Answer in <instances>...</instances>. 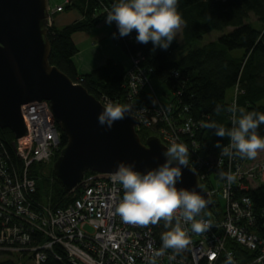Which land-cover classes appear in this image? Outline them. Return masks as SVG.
<instances>
[{
  "label": "built area",
  "instance_id": "built-area-1",
  "mask_svg": "<svg viewBox=\"0 0 264 264\" xmlns=\"http://www.w3.org/2000/svg\"><path fill=\"white\" fill-rule=\"evenodd\" d=\"M67 3L69 0H65ZM63 10L62 5L52 11L49 26L53 14ZM142 59L140 54L131 56L125 72V104L132 106L138 127L152 128L167 147L173 143L187 146L189 163L199 179L205 180L209 172L216 176L220 189L208 188L207 192L212 198L221 195L225 202L221 214L213 211L215 206L195 218L210 222L208 231L197 234L191 231L190 224H182L189 245L179 253L165 250L157 264H226L229 254L234 264H264V211L254 210L248 194L264 184V151L252 160L235 154L225 156L221 151L216 156L199 155L200 144L195 139L199 125L184 111H175L171 97L178 93H160L153 86L148 71L141 66ZM236 90L231 106L238 107V87ZM142 92L153 97L155 105L137 104L136 98ZM101 101L105 106L120 104L105 97ZM184 110L189 112L187 107ZM21 114L27 134L15 141L16 153L23 160L20 177L11 174L0 153V261L43 264L48 254L55 255V249L60 247L71 264H129V256L134 264H146L151 252L161 248L155 228L162 220L147 226L123 222L115 212L123 189L113 182V174L86 172L73 189L78 188L79 196L66 206H53L38 198L32 168L51 163L60 152L62 133L47 100L22 105ZM222 174L232 175L233 181L228 183ZM174 224L175 221L171 227ZM235 246L240 247V253Z\"/></svg>",
  "mask_w": 264,
  "mask_h": 264
},
{
  "label": "trees",
  "instance_id": "trees-1",
  "mask_svg": "<svg viewBox=\"0 0 264 264\" xmlns=\"http://www.w3.org/2000/svg\"><path fill=\"white\" fill-rule=\"evenodd\" d=\"M241 1L239 4L235 0H179L178 12L182 18L184 44H181L175 35L167 50L154 49L151 42L137 43L135 30L126 37L113 38L129 57L141 55V66L148 71L151 81H159L162 90L178 93L171 97L175 111H184V115L192 117L199 125L195 139L200 144L198 151L202 157L219 154L221 149L216 147L217 142L224 147L230 143L227 136L218 137L214 129L203 127V124L210 122H215L226 130L232 127L231 114L228 111H215L217 105L223 106L224 109L231 106L232 98L227 99L229 90L238 87V108L244 109L245 112L264 113V0ZM118 2L119 0H69V3L64 5V10L57 15L76 11L80 18L62 27L51 24L48 37L52 45V65L57 66L75 83L83 85L96 98L105 97L124 105L127 102V91L126 70L123 65L109 59L89 73L80 74L73 61L79 52L73 34L94 30L106 20L107 13ZM251 14L256 18V22L251 21ZM116 32L118 29L114 22L111 36ZM212 32L217 34L215 39L203 43L205 37ZM155 88L159 90L158 87ZM153 99L142 92L136 98V103L150 105ZM185 107L189 108V112H185ZM257 133L264 136V124L260 125ZM139 135L142 139L143 135L157 136L152 131L146 132L144 128L139 130ZM15 141L13 132L0 126V153L6 159L11 174L18 178L23 160L16 153ZM66 144L67 138L62 133L60 152L49 164L56 162ZM38 165L41 164L33 166L32 175L37 182V196L42 199V183H48L39 173ZM207 175V178L201 181L202 186L205 189L217 188L219 184L216 182V176L211 172ZM52 181L53 187L46 192V196L47 202L53 206H66L79 196L78 188L67 191L56 178L54 171ZM248 194L252 198L254 210L258 213L264 211V184ZM215 204L218 206L213 211L217 210L216 214H221L223 208L219 211L220 201H215ZM170 228L171 225L165 227L163 220L160 227L155 228L160 247L161 234ZM55 250L56 256L48 254L43 264H71L60 247ZM167 250L175 252L172 249ZM234 250L240 253V247L235 246ZM0 264L10 262L0 261Z\"/></svg>",
  "mask_w": 264,
  "mask_h": 264
},
{
  "label": "water",
  "instance_id": "water-1",
  "mask_svg": "<svg viewBox=\"0 0 264 264\" xmlns=\"http://www.w3.org/2000/svg\"><path fill=\"white\" fill-rule=\"evenodd\" d=\"M49 9V0H0V126L9 128L16 139L25 136L21 106L49 101L67 138L53 165L56 178L67 191H73L88 171L114 174L120 162H134L138 171L146 172L164 163L167 146L156 136L143 142L136 130V117L127 115L106 131L98 122L105 107L101 99L51 64ZM190 166L195 172L184 168L177 187L196 188L209 201L204 210L211 209L212 198Z\"/></svg>",
  "mask_w": 264,
  "mask_h": 264
},
{
  "label": "clouds",
  "instance_id": "clouds-1",
  "mask_svg": "<svg viewBox=\"0 0 264 264\" xmlns=\"http://www.w3.org/2000/svg\"><path fill=\"white\" fill-rule=\"evenodd\" d=\"M179 0H119L106 15V23L115 22L118 32L113 38H122L136 32V42L152 43L153 48L167 50L174 41L176 32L181 26L182 18L178 12ZM152 103L155 105L156 100ZM228 111L231 114L230 129H225L215 122L203 124L204 128L214 129L218 137L229 138L228 147L217 142L216 147L221 154L244 159H255L258 152L264 151V136L257 133L264 124V113L245 112L244 109L232 105L227 109L217 105L215 111ZM239 114V115H238ZM132 115V106L107 104L98 116L99 124L110 131L117 121ZM165 162L146 172L136 169L134 162H120L112 176L114 183L123 189V197L115 212L125 223L147 226L163 220L165 227L175 224L170 230L161 234V248L154 250L146 258V264H157V258L167 249L179 253L190 243L188 233L182 224H190L194 233H204L212 225L210 222L197 221L207 206L206 201L196 188L191 190L178 188L183 177V169L191 168L189 150L182 143H173L163 152ZM191 170L195 172L192 168ZM222 179L231 183L232 175L222 174ZM129 264H134L131 256ZM226 264H234L229 254Z\"/></svg>",
  "mask_w": 264,
  "mask_h": 264
},
{
  "label": "crops",
  "instance_id": "crops-1",
  "mask_svg": "<svg viewBox=\"0 0 264 264\" xmlns=\"http://www.w3.org/2000/svg\"><path fill=\"white\" fill-rule=\"evenodd\" d=\"M79 18L80 16L76 11H66L57 15L55 24L62 27L71 24ZM90 34L92 35L79 36L76 38L77 42L74 41L79 52L75 55L73 61L80 74L89 73L105 64L109 59L118 61L125 70L130 66V57L116 44L111 35L104 40L101 36L94 35L93 30ZM81 45L83 48H81ZM98 45L101 49L97 48V51H92L91 46L95 47ZM157 87L161 88L158 85Z\"/></svg>",
  "mask_w": 264,
  "mask_h": 264
},
{
  "label": "rangeland",
  "instance_id": "rangeland-1",
  "mask_svg": "<svg viewBox=\"0 0 264 264\" xmlns=\"http://www.w3.org/2000/svg\"><path fill=\"white\" fill-rule=\"evenodd\" d=\"M49 2H50L49 17L51 15L52 11H54V9H56L57 6H59V5H63L64 6V4H65V0H49ZM56 15H57V13L56 14L54 13L53 16H52V19H53L52 24L55 23ZM251 21L252 22H256V18L252 14H251ZM181 25H182V23H181ZM113 28H114V22H113V24L109 25V24L106 23V20H104L102 23H100L98 26L95 27V29L93 30L94 33H95L94 35L101 36L104 40H106V39H108L110 37ZM181 28L182 27L180 26V28L176 32V36L178 37L179 42L181 44H184V37H183L182 29ZM90 32H92V31H89V32H77V33L73 34V36H72L73 37V40L76 41V38L79 37V36L83 37L84 35H92V34H90ZM216 35H217L216 32H212V33L208 34L205 37V39L203 40V43L205 41L207 42V41H210V40H214L215 37H216ZM91 47H92L91 48L92 51H97V48L99 50L101 49V47L99 45L98 46H95V47H93V46H91ZM81 48H83L82 45H81ZM238 52L239 51H237L236 53L239 55L240 53H238ZM152 82H153V84L156 87H157V85L158 86H161L160 82L157 81V80H155V79L152 80ZM158 91L161 93L162 92V87ZM236 91H237L236 88L234 90H232V89L229 90L228 93H227V99H230V98L233 99L234 96L236 95ZM237 96H238V94H237ZM141 128H144L146 132H150V131L154 132V130L152 128H148V127L142 125L140 127H138V126L136 127V130H137L138 134H139V130L141 131ZM61 133H62V131H61ZM140 138H141V136H140ZM147 138L148 137H146L145 135H143V139L141 138V140L143 142H145ZM53 165L54 164H49L48 163V164L38 165V167H37L38 170H39V173L42 174V176H44V179H46L47 180V183H48V185H46V183L43 182L44 181V179H43V181H42L43 182L42 183V196H43V201L45 203L48 200L47 199V196H46V192L49 191V190H51V188L53 187V181H52ZM217 188L220 189L219 186H217ZM217 198H219V196ZM217 198H212V201L213 202L216 201L217 203H219V201H220V205H221V207L219 208V211H220L222 208L225 207V202L222 199L221 195H220L219 200ZM216 206H218V205H216ZM26 262H30V260L26 259Z\"/></svg>",
  "mask_w": 264,
  "mask_h": 264
},
{
  "label": "bare ground",
  "instance_id": "bare-ground-1",
  "mask_svg": "<svg viewBox=\"0 0 264 264\" xmlns=\"http://www.w3.org/2000/svg\"><path fill=\"white\" fill-rule=\"evenodd\" d=\"M42 108V107H41ZM40 107H38V110L41 109ZM30 116H32L33 114H31V111L29 112ZM232 126V125H231ZM42 165V164H41Z\"/></svg>",
  "mask_w": 264,
  "mask_h": 264
}]
</instances>
